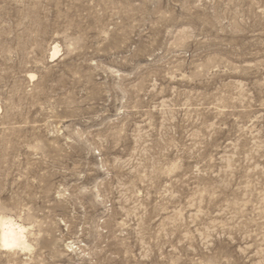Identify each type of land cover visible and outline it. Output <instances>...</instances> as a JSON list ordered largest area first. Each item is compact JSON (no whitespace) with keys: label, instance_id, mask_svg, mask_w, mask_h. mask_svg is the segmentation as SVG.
Wrapping results in <instances>:
<instances>
[{"label":"rangeland","instance_id":"obj_1","mask_svg":"<svg viewBox=\"0 0 264 264\" xmlns=\"http://www.w3.org/2000/svg\"><path fill=\"white\" fill-rule=\"evenodd\" d=\"M6 220L0 264H264V0H0Z\"/></svg>","mask_w":264,"mask_h":264},{"label":"bare ground","instance_id":"obj_2","mask_svg":"<svg viewBox=\"0 0 264 264\" xmlns=\"http://www.w3.org/2000/svg\"><path fill=\"white\" fill-rule=\"evenodd\" d=\"M57 53L58 49L55 45L51 57H55ZM0 225V245L2 247L11 249L25 244L23 240V227L21 225H17L11 220L2 221Z\"/></svg>","mask_w":264,"mask_h":264}]
</instances>
